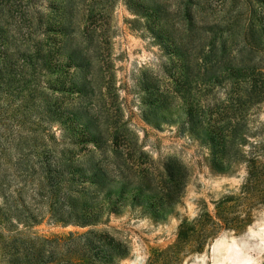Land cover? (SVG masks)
Masks as SVG:
<instances>
[{
	"label": "rangeland",
	"instance_id": "1",
	"mask_svg": "<svg viewBox=\"0 0 264 264\" xmlns=\"http://www.w3.org/2000/svg\"><path fill=\"white\" fill-rule=\"evenodd\" d=\"M0 38L7 43L0 47V264L17 247L37 245L36 236L52 240L46 259L69 264L86 245L70 235L92 228L128 243L115 264H264V205L242 198L245 159H264V100L252 94V70L264 63V0H0ZM217 107L240 150L224 168L203 145L207 126L186 123L189 109ZM49 130L77 139L67 155L87 168L112 166L116 133L117 162L136 168L109 187L115 212L87 227L52 223L43 208L40 224L17 222L37 210L20 165L33 164L43 144L54 146L34 138ZM167 156L188 165L189 176L180 201L159 209L155 192L139 183L149 170L161 187ZM246 212L252 220L243 231L232 226L199 247L205 213ZM100 245L92 241V254L104 255Z\"/></svg>",
	"mask_w": 264,
	"mask_h": 264
},
{
	"label": "trees",
	"instance_id": "2",
	"mask_svg": "<svg viewBox=\"0 0 264 264\" xmlns=\"http://www.w3.org/2000/svg\"><path fill=\"white\" fill-rule=\"evenodd\" d=\"M6 44L5 39L0 38V47L5 48ZM252 73H254L253 81L258 78L256 81L259 82H254L255 89H252V94H255L259 100H264V63L254 68ZM221 109L217 107V110L212 112L209 110L208 113L205 109H200L199 112L189 109L186 123L191 127L195 126V123L207 126L202 128L203 145L212 151L216 164L224 168L230 160L237 158L240 150L239 145L233 143L235 135L230 130L224 129L228 119L222 115ZM83 137L82 140L97 145L90 135L85 134ZM34 138L41 140L42 144L45 140L51 141L54 146L48 147L47 143L43 144L40 151L33 154L38 158L33 164L23 163L20 165V183L22 186L27 184L33 186V200L39 208L36 206V213L26 216L24 220H17L18 223L22 222L29 227L38 225L43 221L41 220L42 210L46 209L49 215L48 220L52 223L77 224L87 227L94 225L103 216L118 209L116 204L119 200L118 198L114 199L113 192L109 187L113 184L116 175L123 179L121 182H124L127 180V174L136 167L117 162L118 158L123 157V152L119 151L118 137L115 132L112 134L111 146L112 152L116 155V162L112 161V166L94 164L90 168L82 167L74 155L71 157L67 155L72 152L78 142L77 139H68L62 134L58 136L51 130L35 134ZM47 154H50L48 160L43 157ZM27 155L22 153L20 157L25 158ZM245 162L248 177L246 184L242 187V193H244L242 198L247 202L258 200V203L264 205V159L253 155V157L245 159ZM188 168V165L181 159L167 156L162 161L161 171H159V176L164 184L161 187H154V171L143 170V178L140 180L139 187L143 191L155 192L156 205L159 209L169 208L178 203L182 197L189 176ZM2 173L1 170L0 176ZM121 196L127 197L125 191L121 193ZM205 215L206 218L198 219V225L201 228L204 227L207 232L205 236L200 237L199 247H202L210 235H215L232 226H236V230L239 232L243 231L252 220V215L248 212L239 219L223 216L220 213L216 216L208 213ZM3 232L10 233L11 230L3 226ZM70 237L84 239L83 243L86 245L82 246V251L69 260V264H115L116 257L124 256L129 252L128 243L117 237L111 230L92 228L77 237L72 233ZM36 238L39 241L37 245L25 247L22 250L17 247L15 252L10 254L8 263L58 264L44 257V245L52 240L39 236ZM53 241L60 247L65 243V239L62 237H57ZM92 241L101 244L100 246L105 251L103 256H99V253L92 254Z\"/></svg>",
	"mask_w": 264,
	"mask_h": 264
}]
</instances>
